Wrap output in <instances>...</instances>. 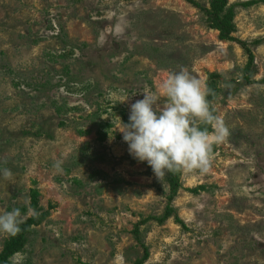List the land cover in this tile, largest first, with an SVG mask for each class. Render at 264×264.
<instances>
[{
	"label": "rangeland",
	"instance_id": "1",
	"mask_svg": "<svg viewBox=\"0 0 264 264\" xmlns=\"http://www.w3.org/2000/svg\"><path fill=\"white\" fill-rule=\"evenodd\" d=\"M196 1L0 0V214L22 213L0 264L15 247L12 264H264V4L228 0L246 84L247 53ZM181 69L206 91L218 75L230 135L207 173L179 170L161 224L170 177L129 154L121 114Z\"/></svg>",
	"mask_w": 264,
	"mask_h": 264
},
{
	"label": "clouds",
	"instance_id": "2",
	"mask_svg": "<svg viewBox=\"0 0 264 264\" xmlns=\"http://www.w3.org/2000/svg\"><path fill=\"white\" fill-rule=\"evenodd\" d=\"M161 87L163 102L156 93H143V99L131 104L122 132L129 154L146 162L160 181L175 170L207 173L212 145L224 142L229 128L214 114L201 81L187 70L171 74ZM198 121L205 127H198ZM3 175L11 176L10 170ZM21 222L19 208L0 214V232L16 236Z\"/></svg>",
	"mask_w": 264,
	"mask_h": 264
},
{
	"label": "trees",
	"instance_id": "3",
	"mask_svg": "<svg viewBox=\"0 0 264 264\" xmlns=\"http://www.w3.org/2000/svg\"><path fill=\"white\" fill-rule=\"evenodd\" d=\"M185 1L196 8H200V4L196 0H185ZM258 3L264 4V0L252 1L249 4L255 5ZM227 6H228V0H211L210 9L205 11L207 15V19L209 22H211V25L213 27H215L217 30L221 32L222 39L224 40L227 39L230 41L237 42L247 53L249 57V65H248V69L245 71V76L243 77L242 81L243 83L250 84V81H252V78H253V74L251 73L250 69H251V66L253 65L254 55L245 42L238 41L236 39L231 38L230 35L235 30V26L233 24L235 6H232L229 8H227ZM216 79H219L218 75H209V78L207 81V93H208L207 99L212 109H213L212 103L217 100L218 91H219L217 86L213 82ZM229 83L239 84V86L242 84L235 80H231V82ZM121 115H122L124 124H127L129 122V114L127 113V111L123 110ZM201 127L203 128L205 127V125L203 124ZM168 175L170 177V180H169L170 197H169V203L167 205L165 215L161 219H157L158 222L161 224L171 218L172 214L174 213V210L171 207V202L177 197L179 190L182 189V183L180 181L179 170L172 171L168 173ZM192 192H196V191H192ZM176 220H178V218ZM33 223L34 221L31 219L30 221H28L27 227L29 228L31 225H33ZM20 252L22 251L18 250L17 247H15L14 249H11V251L4 258V263L12 264L11 263L12 258ZM149 256H150L149 250L146 248L144 256L141 259L137 260L134 264H145L148 261Z\"/></svg>",
	"mask_w": 264,
	"mask_h": 264
},
{
	"label": "built area",
	"instance_id": "4",
	"mask_svg": "<svg viewBox=\"0 0 264 264\" xmlns=\"http://www.w3.org/2000/svg\"><path fill=\"white\" fill-rule=\"evenodd\" d=\"M16 255H17V254H16ZM16 255H15V256H16Z\"/></svg>",
	"mask_w": 264,
	"mask_h": 264
}]
</instances>
